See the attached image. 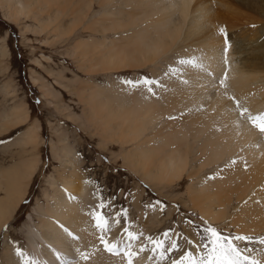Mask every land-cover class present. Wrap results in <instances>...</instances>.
Masks as SVG:
<instances>
[{"label": "bare ground", "instance_id": "1", "mask_svg": "<svg viewBox=\"0 0 264 264\" xmlns=\"http://www.w3.org/2000/svg\"><path fill=\"white\" fill-rule=\"evenodd\" d=\"M0 6L11 19H35L56 42L88 32V38L75 39L71 52L86 74L149 69L159 81L155 95L115 77L104 85L81 82L82 120L94 130L82 126L119 145L124 164L163 195L187 175L184 194L171 202L180 199L225 234L253 238L244 255L264 264V133L248 119L264 113V0H0ZM32 79L40 84L39 74ZM44 79L40 87L47 97L52 92ZM243 109L248 111L241 115ZM29 117L26 106H14L0 115V133ZM38 137V128L29 125L20 143L34 144ZM60 143L62 152L54 144L53 150L63 168L51 178L45 204L36 208L27 248L6 242L0 264H174L187 252L200 257L194 226L187 233L191 250L145 246L152 244L147 229L161 210L146 211L137 195L143 224L130 228L135 238L120 234V217L108 219L102 232L74 146L66 137ZM39 162L0 167V234L27 197ZM101 236L118 242L121 253L107 251Z\"/></svg>", "mask_w": 264, "mask_h": 264}, {"label": "rangeland", "instance_id": "2", "mask_svg": "<svg viewBox=\"0 0 264 264\" xmlns=\"http://www.w3.org/2000/svg\"><path fill=\"white\" fill-rule=\"evenodd\" d=\"M4 14L6 13L0 6V115L14 106L24 105L29 109L30 117L26 123L0 133V167H9L24 159L33 158L40 162L22 206L1 231L0 260L5 252L6 242L27 248L28 227L30 223L31 225L34 223L35 226V222L38 221L36 208L39 204H45L46 192H53L49 185L51 178L59 177L62 171V163L55 155L53 144L57 146V153L62 152L60 141L64 137L74 146L83 177L91 186L95 208L103 201H107V206L100 211L108 219L121 218L118 226L121 235H127L134 225L141 227L143 224L133 201L137 195L146 211L148 207L152 209L156 206L161 210L158 217L160 222L147 229L148 238L164 244L163 248L168 246L164 249L166 252L171 249L172 244L185 251L189 248L187 244L190 243L189 227L194 226L195 234L200 237V256L204 255L202 236L209 224L198 219L193 210L185 203H181L180 199L171 202L174 199L173 195L182 192L184 194L188 184L187 175L185 174L186 178L180 186L169 190L167 195L161 194L154 185L145 180L146 183L124 164L122 157L124 151L119 145L101 140L94 132H89L86 126L94 129L82 120L83 105L77 94L81 82L85 84L84 82L94 81L104 85L115 81L113 80L115 78L122 79L123 82L145 77L156 81L158 79L147 68L117 70L114 73L115 78L102 72L86 74L78 68L71 52L75 39L88 38V32L84 35L79 33L82 36L76 38L74 35L70 37L65 34L63 42H56L54 36L49 33L51 30L41 29L35 19L26 15L11 19ZM36 74H39L41 80L45 78L44 81L52 92L47 97L40 87L41 80L38 85L32 79ZM83 124L86 126H82ZM29 125L38 128V140L34 144L22 145L20 141L24 139V131ZM126 148L125 150L128 149ZM110 229L113 230L112 227ZM219 231L224 230L220 228ZM145 246L157 249L154 243Z\"/></svg>", "mask_w": 264, "mask_h": 264}, {"label": "snow or ice", "instance_id": "3", "mask_svg": "<svg viewBox=\"0 0 264 264\" xmlns=\"http://www.w3.org/2000/svg\"><path fill=\"white\" fill-rule=\"evenodd\" d=\"M223 31V29H221ZM181 63H191V61H181ZM126 84L132 85L133 89L136 87L143 86L145 90L152 95H155L154 86L159 84V81L149 79L147 77L137 80V81H126ZM223 83V81H221ZM237 106L239 104L237 102ZM247 109H243L241 115L247 112ZM171 118V117H170ZM248 119L258 127V129L264 133V113L257 114L255 116L249 114ZM259 122V123H257ZM110 199V198H109ZM107 206V201H103L98 204L96 209H94V218L96 221V226L103 232L107 230L108 218L100 210L104 209ZM126 215V212H125ZM129 238H135L131 232L128 233ZM152 243L156 245L157 248L162 247V243H157L152 241V238H148ZM251 237H246L239 234H223L217 228L212 227L211 225L207 226L204 229V234L202 236L203 243V252L204 255H201L199 258L193 255L192 252H187L185 255H182L179 261H175L174 264H260V261L255 259H250L247 255H243L248 251L247 244L252 242ZM101 241L105 244V249L109 252H112L116 255L121 253V248L119 247L118 242H111L105 240L101 236ZM260 243H264V238H261ZM244 245L243 247L241 245ZM171 247L175 249L176 244H172ZM128 248H131L129 244ZM18 254L24 256V253L17 250ZM125 254L131 257L132 253L130 250H125ZM161 256L164 255V251H161ZM25 264H38L37 261L25 260ZM131 264V260H129Z\"/></svg>", "mask_w": 264, "mask_h": 264}]
</instances>
